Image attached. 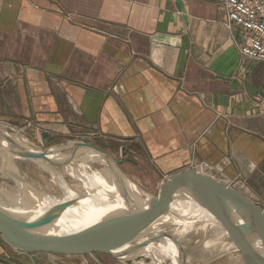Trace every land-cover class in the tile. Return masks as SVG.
<instances>
[{"label":"crops","instance_id":"0c3cea01","mask_svg":"<svg viewBox=\"0 0 264 264\" xmlns=\"http://www.w3.org/2000/svg\"><path fill=\"white\" fill-rule=\"evenodd\" d=\"M0 123L138 151L145 190L197 170L264 208V62L215 0H0Z\"/></svg>","mask_w":264,"mask_h":264},{"label":"water","instance_id":"95a60500","mask_svg":"<svg viewBox=\"0 0 264 264\" xmlns=\"http://www.w3.org/2000/svg\"><path fill=\"white\" fill-rule=\"evenodd\" d=\"M10 130L13 129L0 123V144L6 145L0 147V172L3 178L17 181L20 187H32L12 169V160L67 167L75 164L78 152L88 150L103 157L119 184L122 199L119 209L110 211L85 228L69 234H57L46 230L55 225L65 212L66 205L51 208L37 216L31 212L10 213L8 208L20 204L6 199L4 191L0 190V242L14 255L27 258L31 264H36L40 255L93 258L95 254L105 255L120 264H139L143 258L140 252L157 248L164 241L177 248L181 255L180 264H189L179 239L166 232L158 233L171 222L154 225L170 213L174 203L190 201L230 231L244 264H264V208L227 183L197 170L186 169L169 175L161 183L155 197L134 201L126 190L122 179L126 176L120 169L122 164L127 163L126 159L115 161L108 152L84 142L37 150L21 139H13L8 133ZM42 130L41 139L46 143L51 130ZM67 149L72 150L71 155L59 157ZM52 155L58 156V160L50 159ZM32 188L39 197L44 196L39 194L37 188ZM166 262H169L168 258ZM0 263L11 264L1 257Z\"/></svg>","mask_w":264,"mask_h":264},{"label":"bare ground","instance_id":"6f19581e","mask_svg":"<svg viewBox=\"0 0 264 264\" xmlns=\"http://www.w3.org/2000/svg\"><path fill=\"white\" fill-rule=\"evenodd\" d=\"M0 147L4 148L6 145L3 143L0 144ZM80 156H82V160H80L81 163L64 167L62 173H58L57 171H52L51 173L54 184L57 185L62 194L61 198H56L51 195L49 196V194L45 195V193L44 196L39 197L34 193V189L32 188L34 186H21L19 190H17L18 193L16 197L14 195V198H11L13 201L19 202L20 205L8 208L9 212H31L34 216H37L51 208L53 209L58 206L66 205L67 208L65 209V212L55 225L48 228L46 232L69 234L85 228L110 211L119 209L122 203L118 189L119 184L114 178L112 172L106 166L103 157L88 150L82 151ZM77 157L76 159L79 160ZM50 159L58 160V156L52 155ZM90 163L99 164L103 169L101 171H90ZM11 164H13V162H11ZM65 175L76 181L77 185L75 187L77 191L73 190L65 181ZM122 179L127 192H129L134 201L143 200L145 198L147 199L148 196L133 181L126 177H123ZM0 190H3V187H0ZM103 201H105V203H103ZM188 219H193V221H189ZM166 222L167 224L171 222V224L168 225L169 227L164 229L167 231L161 230L158 233L166 232L178 239H187L195 232L209 230L213 233L214 238L226 237L231 241L233 246H235L234 236L230 231L216 223L209 215L196 207L191 201L174 203L171 206L170 213L158 220L154 227L162 226V224ZM196 246L198 245H195V248ZM176 249L177 248H175L169 241H164L157 248H152L150 251L145 250L140 252V255L143 258L139 264H180L181 255ZM199 249L197 251H199ZM166 258L169 259V262H166Z\"/></svg>","mask_w":264,"mask_h":264},{"label":"rangeland","instance_id":"374dc122","mask_svg":"<svg viewBox=\"0 0 264 264\" xmlns=\"http://www.w3.org/2000/svg\"><path fill=\"white\" fill-rule=\"evenodd\" d=\"M10 134V136L13 139H18L19 140H23V142L27 145L32 146L33 148L37 149V150H45L48 148H52V147H57L63 144H67L70 142H84L86 144H91L94 145L96 147H99L101 149H103L104 151L108 152L111 157L117 161V160H122V159H126L127 163H124L120 166V169L122 171V173L131 181H133L134 183L137 184V186L147 195V196H151V197H155L158 193L155 189H143L133 178L134 177H139L138 174H134L133 172H128L125 170V165L129 164V165H136L138 162L143 161L142 160V155L138 152V151H133L132 158L128 157V153H127V149L128 147H110V146H106L105 144H103L100 141L97 140H83L85 138V136L81 133H72L70 132L69 135L67 136H61L62 138L59 139L58 141H55L52 143V145H50V141H49V137L46 143L42 142L41 139V134L39 136L36 137V134L34 132L27 131L24 132V134H20L17 131L14 130H10V132H8ZM38 138V139H36ZM72 150L67 149L62 151V154H60V157H67L69 155H71ZM64 154V155H63ZM68 154V155H66ZM82 154L81 152H78L77 155H75V159L76 157L79 159L75 160V164H79L81 163L80 160H82V156H80ZM64 157V158H65ZM1 160V159H0ZM11 162H13V164H11L12 169L16 170V173H18L23 179H25L27 182H29L31 185H33L35 188L39 189L41 195H48L49 196H54L56 198H61L62 194L60 192V190L58 189L57 185L54 184V180H52V176L51 173L52 171H57L58 173H62L64 170V167H55L52 166L50 164H43V165H35L32 164L28 161L25 160H21V159H14ZM0 166H1V161H0ZM43 166V167H42ZM47 166V167H46ZM45 167V168H44ZM90 167V171L91 170H97V171H101L103 169V167L99 164L96 163H90L89 164ZM50 168V169H49ZM138 168V167H135ZM132 170H134L133 167H131ZM14 170V171H15ZM89 172V171H88ZM143 176L145 178V180H151L152 175L149 174H143L140 175ZM0 187H3V190L5 194L6 199L11 200V198H14V195L16 197L19 188H20V184L15 181V180H11L9 178H2V174L0 172ZM65 181L69 184V186L73 189L76 190V181L72 178H70L69 176H64ZM14 181V182H13ZM17 184V185H16ZM19 184V185H18ZM7 191V192H6ZM35 193V192H34ZM37 195V193H35ZM10 196V197H9ZM204 223V222H203ZM169 227V226H168ZM165 229V228H164ZM163 231H167L164 230ZM179 242L181 243V245L183 246V249L185 251V255L189 260V264H244L243 259L241 254L238 252V250H236L235 246H233V244L231 243V241L229 239H227L226 237H213V233H211L209 230L206 231H199V232H195L194 234H192L191 236H189L187 239H181L179 238ZM202 242V243H201ZM201 245H200V244ZM195 245L196 246L195 248ZM3 247V244L0 242V248ZM200 247V249H199ZM199 249V251H197ZM188 252H187V251ZM193 250V251H192ZM190 252V253H189ZM194 252V253H193ZM226 252V253H225ZM2 254H0V257L2 258ZM42 258L39 259L41 261V264H46L45 258L47 257L48 260H50L49 263L51 262H55L58 261V257L57 256H48V255H41ZM99 257V256H98ZM208 257V258H206ZM93 258L95 260H97V256H93ZM4 259V257H3ZM79 259V258H78ZM103 259H106L108 261V264H120L114 260H112L109 257H103ZM60 260L65 261V262H78L80 261L83 264H96L95 261L87 256H84L83 258H80V260H77V258H60Z\"/></svg>","mask_w":264,"mask_h":264},{"label":"built area","instance_id":"2783aa9c","mask_svg":"<svg viewBox=\"0 0 264 264\" xmlns=\"http://www.w3.org/2000/svg\"><path fill=\"white\" fill-rule=\"evenodd\" d=\"M223 15V26L229 32L243 59L264 62V0H215ZM238 30L239 44L232 32Z\"/></svg>","mask_w":264,"mask_h":264},{"label":"flooded vegetation","instance_id":"af4514ba","mask_svg":"<svg viewBox=\"0 0 264 264\" xmlns=\"http://www.w3.org/2000/svg\"><path fill=\"white\" fill-rule=\"evenodd\" d=\"M2 248H5V247H2ZM6 249V248H5ZM9 251V250H8ZM11 253V252H10ZM9 254V253H8ZM95 256H97V260H95L94 258H92L94 261H95V263L96 264H108V261L106 260V259H103V257L105 258H107V256H105V255H101V254H95L94 255V257ZM99 256V257H98ZM58 257V261H55V262H51V263H49L50 262V260H48L47 259V257L45 258V261L44 262H46V264H83L84 263V261H83V263H81L80 261H78V262H71V263H69V262H65V261H62V260H60V258H77V260H80V258H83L84 256H77V257H75V256H73V257H61V256H57ZM88 257V256H87ZM42 258V256L40 255L39 256V258H38V263H41V261L39 260V259H41ZM79 258V259H78ZM91 258V257H90Z\"/></svg>","mask_w":264,"mask_h":264},{"label":"trees","instance_id":"16d2710c","mask_svg":"<svg viewBox=\"0 0 264 264\" xmlns=\"http://www.w3.org/2000/svg\"><path fill=\"white\" fill-rule=\"evenodd\" d=\"M4 247V246H3ZM6 248V247H5ZM12 253V252H11Z\"/></svg>","mask_w":264,"mask_h":264}]
</instances>
